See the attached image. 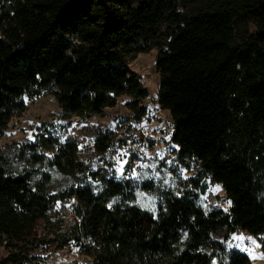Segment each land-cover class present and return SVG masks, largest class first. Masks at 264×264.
<instances>
[{
    "label": "trees",
    "instance_id": "16d2710c",
    "mask_svg": "<svg viewBox=\"0 0 264 264\" xmlns=\"http://www.w3.org/2000/svg\"><path fill=\"white\" fill-rule=\"evenodd\" d=\"M2 2L12 4L0 14V134L23 112L24 95L49 88L63 113L84 117L120 95L144 97L125 56L155 46L157 100L172 117L178 155L198 161L230 207L204 212L198 178L179 195L162 194L155 212L142 210L132 204L136 187L88 172L73 140L40 137L13 158L0 152V245L17 251L1 264H24L35 224L65 201L75 223L63 243L91 264H252L212 236L242 230L264 251V175L246 142L264 133V0H223L190 14L177 0ZM240 20L256 30L238 42ZM109 143L100 133L94 148ZM53 174L66 185L55 187Z\"/></svg>",
    "mask_w": 264,
    "mask_h": 264
},
{
    "label": "rangeland",
    "instance_id": "374dc122",
    "mask_svg": "<svg viewBox=\"0 0 264 264\" xmlns=\"http://www.w3.org/2000/svg\"><path fill=\"white\" fill-rule=\"evenodd\" d=\"M220 1L223 0H177V3L182 14H190ZM237 1L244 3L247 0ZM11 4L0 3V14L10 11ZM162 30H165V26H162ZM255 30L250 21L240 20L235 23L238 42ZM157 52L158 48L152 46L148 52L125 56L127 67L140 87L145 89L146 95L142 98L120 95L115 106L103 109L100 114L84 117L63 113L52 88L41 91L35 97L24 95L23 112L12 116L0 134V152L13 158L12 154L19 148L35 143L40 137H49L59 143L73 140L78 147V160L86 166L88 172L116 181H129L136 187L132 204L142 210L155 212L156 206L162 201V194L179 195L191 187V180L200 178L196 189L199 207L206 213L211 210L228 213L230 201L222 186L201 174L198 161L178 155V147L172 141V117L157 100L160 82L155 69ZM100 133L110 139L103 153L94 148L95 139ZM257 139H246V142L251 155L260 153L258 164L260 173L264 175V133ZM39 153L50 155V152L44 150ZM92 184L96 187L99 181L94 180ZM53 185L63 187L66 181L53 174ZM213 198L214 201H211ZM74 223L72 202L57 203L44 220L35 224L29 237L33 242L25 248L28 258H24L25 253L20 255L24 264H91V259L79 247L63 243ZM225 231V227L219 229L212 238L223 242L229 250L245 254L252 264H264V251L259 237L235 230L225 240ZM11 251L15 250L0 245V261Z\"/></svg>",
    "mask_w": 264,
    "mask_h": 264
},
{
    "label": "snow or ice",
    "instance_id": "6c2138e0",
    "mask_svg": "<svg viewBox=\"0 0 264 264\" xmlns=\"http://www.w3.org/2000/svg\"><path fill=\"white\" fill-rule=\"evenodd\" d=\"M143 166H147V165H143ZM153 167H154V166H153ZM122 170H123V166L121 165V172H122ZM132 171H133V174H135V169H133ZM216 190L219 191V188L217 187ZM229 204H230V202H229Z\"/></svg>",
    "mask_w": 264,
    "mask_h": 264
},
{
    "label": "built area",
    "instance_id": "2783aa9c",
    "mask_svg": "<svg viewBox=\"0 0 264 264\" xmlns=\"http://www.w3.org/2000/svg\"><path fill=\"white\" fill-rule=\"evenodd\" d=\"M211 201H214V198H213V200H211Z\"/></svg>",
    "mask_w": 264,
    "mask_h": 264
}]
</instances>
